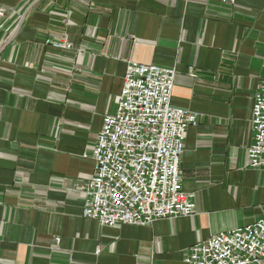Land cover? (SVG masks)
Wrapping results in <instances>:
<instances>
[{"label":"crops","instance_id":"1","mask_svg":"<svg viewBox=\"0 0 264 264\" xmlns=\"http://www.w3.org/2000/svg\"><path fill=\"white\" fill-rule=\"evenodd\" d=\"M0 8V264H184L194 243L264 220V169L247 163L264 84V0H0ZM60 40L70 48L51 46ZM129 63L174 68L171 105L197 114L180 164L195 213L102 227L81 217L75 185L93 173L102 119Z\"/></svg>","mask_w":264,"mask_h":264},{"label":"built area","instance_id":"2","mask_svg":"<svg viewBox=\"0 0 264 264\" xmlns=\"http://www.w3.org/2000/svg\"><path fill=\"white\" fill-rule=\"evenodd\" d=\"M234 5L236 0H208ZM5 11L0 8V21ZM67 50L65 40L51 43ZM189 74L194 77L192 68ZM176 71L129 63L116 107L102 119L90 179L75 188L83 194L81 217L102 227L144 226L188 217L195 204L182 190L181 158L188 127L197 114L171 105ZM251 169H264V84L251 107ZM59 240L56 239V242ZM184 264H264V220L218 233L187 248Z\"/></svg>","mask_w":264,"mask_h":264}]
</instances>
